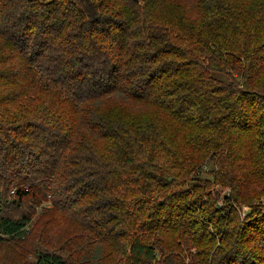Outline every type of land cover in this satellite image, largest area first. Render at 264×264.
Here are the masks:
<instances>
[{
	"label": "trees",
	"instance_id": "1",
	"mask_svg": "<svg viewBox=\"0 0 264 264\" xmlns=\"http://www.w3.org/2000/svg\"><path fill=\"white\" fill-rule=\"evenodd\" d=\"M26 199L80 226L35 264H264V0H0V241Z\"/></svg>",
	"mask_w": 264,
	"mask_h": 264
},
{
	"label": "rangeland",
	"instance_id": "2",
	"mask_svg": "<svg viewBox=\"0 0 264 264\" xmlns=\"http://www.w3.org/2000/svg\"><path fill=\"white\" fill-rule=\"evenodd\" d=\"M208 168H212V165L208 164ZM51 207L47 201L36 205L32 200L26 199L5 210L14 219L21 215L29 217L27 232L34 228V233L25 237V240L0 241V264H35L39 248L58 250L62 247L68 251L69 246L65 247L63 244L66 236L74 234L80 226L70 215L55 211ZM243 211L248 212L247 209ZM44 220L48 222L45 223Z\"/></svg>",
	"mask_w": 264,
	"mask_h": 264
}]
</instances>
